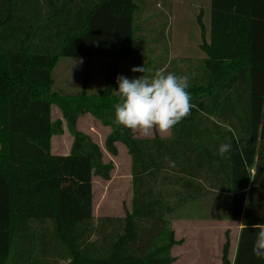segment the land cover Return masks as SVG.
Returning <instances> with one entry per match:
<instances>
[{"label":"trees","instance_id":"obj_1","mask_svg":"<svg viewBox=\"0 0 264 264\" xmlns=\"http://www.w3.org/2000/svg\"><path fill=\"white\" fill-rule=\"evenodd\" d=\"M139 1L0 0V264H173L172 249L184 241L169 217L209 194L227 196L230 220L242 225L234 261L226 232L221 264H264L252 252V226L264 223V0H211L200 71L166 61L132 72L131 79L160 68L188 76L191 114L168 139L114 123L121 62L142 67L138 11L164 17L168 29L170 0ZM63 58L110 60L103 89L88 94L87 70L78 95L55 93L53 70ZM53 107L62 120L53 121ZM87 114L110 129L105 150L117 157L122 144L131 159L124 217L95 220L94 179L110 181L115 166L79 131ZM64 122L72 146L53 155ZM224 143L232 150L221 156Z\"/></svg>","mask_w":264,"mask_h":264},{"label":"rangeland","instance_id":"obj_2","mask_svg":"<svg viewBox=\"0 0 264 264\" xmlns=\"http://www.w3.org/2000/svg\"><path fill=\"white\" fill-rule=\"evenodd\" d=\"M170 3V10L164 11L168 21V29L165 33L162 31L164 17L158 22L156 13L145 14L141 10L138 11L137 25L135 24L134 28L137 47H140L139 51H142L139 64L142 67H161L166 61H168L167 63L175 61L178 64L173 62L174 67L198 68L199 64L207 57V54L201 49V44L204 41L202 30L205 32V41L210 42L211 40L210 0H170ZM200 15H202L201 22L203 23L201 25L199 23ZM151 25L155 26L153 34L150 31ZM187 61H189V65ZM191 63L194 67H191ZM109 65L110 60L108 59H92L88 63V60L84 58H63L59 60L53 70L55 82L53 91L63 95H78L82 91L84 77L88 70L87 92L89 95L98 94L103 89ZM200 68L202 67L199 66V71ZM131 69V60H123L118 76L122 75L131 79ZM115 91H118L117 82ZM52 118L53 121L62 120L61 112L57 107L52 109ZM78 129L90 136L103 150L105 161L112 162L115 166L110 181L94 179L95 220L102 217H124L125 212L131 209L133 197L131 159L126 148L122 144H118L119 155L112 157L105 150V140L110 129L104 127L89 114L79 119ZM154 134L155 132L147 137H153ZM157 134L164 139L171 137V133L166 136H161L158 132ZM135 135L145 137L139 133H135ZM72 142L73 138L64 122L63 135L55 136L51 140V153L53 155H68ZM182 211L175 218L174 215L169 217L171 229L174 230L182 218L185 219L183 220L185 222H188L190 218L194 220L192 213L201 216L204 221L212 222V224L208 225V232L206 230L199 232L195 226L194 231H188L187 227L183 229V226L177 227L175 238L184 242L173 247L172 257L176 259L173 264H221L226 232L230 233V258L234 261L242 225L230 220V202L227 196L209 194L206 198L185 207ZM193 236H196V239Z\"/></svg>","mask_w":264,"mask_h":264},{"label":"clouds","instance_id":"obj_3","mask_svg":"<svg viewBox=\"0 0 264 264\" xmlns=\"http://www.w3.org/2000/svg\"><path fill=\"white\" fill-rule=\"evenodd\" d=\"M131 71L145 73L149 70L143 66L133 67ZM117 84L119 100L114 106V123L134 133L147 137L158 132L166 136L191 114L193 105L187 75L160 68L151 76L142 75L135 79L118 76ZM231 150V143L221 144L218 149L221 156ZM169 165L176 167L171 160ZM243 227L248 226L244 224ZM252 227L256 230L253 255L264 260V223Z\"/></svg>","mask_w":264,"mask_h":264},{"label":"crops","instance_id":"obj_4","mask_svg":"<svg viewBox=\"0 0 264 264\" xmlns=\"http://www.w3.org/2000/svg\"><path fill=\"white\" fill-rule=\"evenodd\" d=\"M210 3H211V0H210ZM210 21H211V15H210ZM193 205V204H192ZM190 206V205H189ZM184 209V208H183ZM183 211L182 209L179 210L177 213L174 214V218L177 217L179 214H181ZM192 216L194 220H191V218L188 220V222H185L183 220H185L184 218H182V220L178 221V223L176 224V227H174V231H177V227H181L183 226V229H185V227L188 228V231H194V226L197 227V229H199L198 231L199 232H203L204 230H208L209 231V228H208V225L209 224H212V222H207V221H204L203 218L199 215H196L194 213H192ZM207 231V232H208ZM201 234V233H200ZM195 237L194 239H196V236H193ZM201 237V236H200ZM192 238V237H191ZM190 240V239H189ZM237 252V250H236ZM236 255V253H235Z\"/></svg>","mask_w":264,"mask_h":264}]
</instances>
